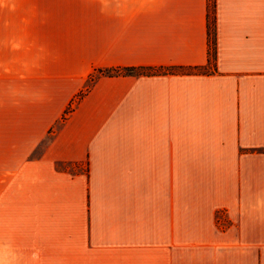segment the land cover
<instances>
[{"label": "crops", "instance_id": "obj_1", "mask_svg": "<svg viewBox=\"0 0 264 264\" xmlns=\"http://www.w3.org/2000/svg\"><path fill=\"white\" fill-rule=\"evenodd\" d=\"M214 4L213 64L208 0H32L0 26V166L40 189L66 243L264 264V0ZM127 67L208 73L101 75L86 91Z\"/></svg>", "mask_w": 264, "mask_h": 264}, {"label": "rangeland", "instance_id": "obj_2", "mask_svg": "<svg viewBox=\"0 0 264 264\" xmlns=\"http://www.w3.org/2000/svg\"><path fill=\"white\" fill-rule=\"evenodd\" d=\"M30 1L0 0L2 30L8 31L13 20L25 18ZM91 76L101 75L96 71ZM91 85L89 77L86 91ZM11 173L0 166V264H138L134 254L115 259L107 250H84L71 237V243H66L68 226L64 220L47 217L51 213L45 211L42 194L37 195L40 189L20 188Z\"/></svg>", "mask_w": 264, "mask_h": 264}, {"label": "trees", "instance_id": "obj_3", "mask_svg": "<svg viewBox=\"0 0 264 264\" xmlns=\"http://www.w3.org/2000/svg\"><path fill=\"white\" fill-rule=\"evenodd\" d=\"M214 0H208L209 15H208V29H209V46H210V63L213 64L215 60V25H214ZM98 74L102 76H150V75H166V74H206L208 70L204 68H145V67H127L112 70H98ZM96 76V75H95ZM95 76H90V81L93 83ZM85 91L82 92V97ZM72 110L71 107L65 113L64 119L67 114Z\"/></svg>", "mask_w": 264, "mask_h": 264}]
</instances>
